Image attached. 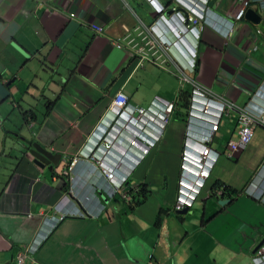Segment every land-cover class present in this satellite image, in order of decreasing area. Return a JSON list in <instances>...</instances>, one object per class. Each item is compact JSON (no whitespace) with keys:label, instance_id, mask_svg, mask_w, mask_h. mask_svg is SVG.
Returning <instances> with one entry per match:
<instances>
[{"label":"crops","instance_id":"crops-1","mask_svg":"<svg viewBox=\"0 0 264 264\" xmlns=\"http://www.w3.org/2000/svg\"><path fill=\"white\" fill-rule=\"evenodd\" d=\"M244 1L212 0L211 10L231 19ZM171 4L0 0V264H20L19 255H24L23 264H264L254 255L264 238V200L247 193L255 176L264 174V128L255 130L245 151L220 157L189 210L174 208L185 111H176L162 141L136 168H128L134 157L115 145L116 172L131 171L138 192L147 185L148 193L142 189L136 195L138 203L107 193L102 198L93 185L83 186L93 177L80 158L82 150L119 91L134 107L150 108L156 97L175 102L181 94L177 98L179 84L173 83L182 66L228 100L255 102L253 93L264 81L263 21L239 22L230 39L209 26L198 40L195 73L189 69L197 35L186 36L184 51L172 46L159 53V63L144 60L138 68L140 57L128 43L115 46L130 35L140 45L157 37L149 28L164 8L172 10ZM256 5L264 13V0ZM92 24L104 32L96 33ZM166 30L171 32L169 23ZM190 89L183 87L186 93ZM237 124L235 113L224 118L213 148L224 153ZM122 128L118 124L111 133L117 143L129 138L119 133ZM36 159L44 168L34 164ZM71 163H76L74 170L65 175ZM217 182L238 192L224 196L230 200L224 207L217 197L207 196ZM72 194L80 195L79 202ZM66 212L70 215L34 250L35 238L48 229L46 221Z\"/></svg>","mask_w":264,"mask_h":264},{"label":"built area","instance_id":"built-area-1","mask_svg":"<svg viewBox=\"0 0 264 264\" xmlns=\"http://www.w3.org/2000/svg\"><path fill=\"white\" fill-rule=\"evenodd\" d=\"M260 0H245L242 7L239 9L235 16H230L232 20L240 22L244 19L246 11L253 4L255 9L260 8L256 5V2ZM176 12V22L180 26L173 30H176V34L181 39L184 35L192 34L199 37L208 27L212 25L207 20L209 14V7H201L193 2V7L190 6V12H179L177 7L173 8ZM159 24V21L157 22ZM157 24L152 25L149 28L150 31H158ZM237 24L231 23L224 32L226 39H230L236 29ZM92 28L96 33H103L104 28L99 24H92ZM149 31V32H150ZM186 32V33H185ZM147 40V37L143 39ZM131 46L132 51L135 53V57L139 60L138 68L144 60H150L154 63H159V53L162 50H169L174 44L181 45L177 40L175 43L171 42L170 37L163 32H157V37L153 40H147L146 44L140 45L135 39H131L130 36H126L123 42H116L115 46L122 48L125 44ZM153 56V59L151 58ZM195 59L191 65L190 70H195ZM163 65V63H160ZM178 68L176 77L181 83L180 91L184 85H190L189 95V107L187 113L186 130L184 134V140L181 150V162H180V177L177 199L175 203V209L181 210L183 208H190L200 196L206 182L210 179L214 167L219 161L222 153L213 148V143L216 134L221 129V123L224 118L231 117L232 114L237 116V128L235 130V138H231L227 142L226 150L224 154L228 157H234L237 153L245 151L255 136V130L257 128H264V81L259 86V89L253 93L252 99L255 102L249 105H240L231 100L226 99L224 96L217 94L210 87L198 82L191 78L185 70ZM261 100H260V99ZM258 104H256L257 102ZM176 110V103L167 101L161 97H156L150 108L134 107L129 102V97L123 92L116 93L110 107L108 114L113 116L116 121L121 120L118 124H122L124 130L128 135L132 136V144H137L139 138H143V130L145 127L138 125L139 122L143 125H150L155 129L158 135V142L162 141L166 127L171 123L172 115ZM123 120H127V123ZM157 130V131H156ZM144 139V138H143ZM151 143L150 141H147ZM144 152H148L145 150ZM103 154H93L92 160L102 170V173L106 175L110 180L113 178V169L107 166L105 163V157ZM111 159L107 158L106 160ZM264 174H258L251 182L249 186L248 194L254 196L257 199L264 197ZM121 186L117 185L110 194L120 192ZM222 190H218L216 195L221 196ZM121 196L126 201H131L132 197L129 194V190L125 189L121 192ZM56 222L49 224L45 233H39L34 240L33 249L36 250L39 245L45 241L51 234L52 230L59 222V218ZM258 258L264 259V246L258 252ZM19 263H24V255H19Z\"/></svg>","mask_w":264,"mask_h":264},{"label":"clouds","instance_id":"clouds-1","mask_svg":"<svg viewBox=\"0 0 264 264\" xmlns=\"http://www.w3.org/2000/svg\"><path fill=\"white\" fill-rule=\"evenodd\" d=\"M169 2H172V4L174 5L172 7V10L169 11L171 12V15L170 16H166L165 13H168V7L164 8L163 10L165 11V13L161 14L160 17L157 19V22L159 21V24H157L158 26V31L157 32H168L169 33V37H170V40L171 42L175 43L177 40L182 43L183 40H185L186 36H188L189 34H186L184 35V38L180 40V38L178 37V35L176 34V30H173L174 29V26H176V28L179 26L176 22V12L174 11V7H177L178 11L179 12H182V13H187V12H190V9L189 7L192 6L193 7V2L196 3L197 5L201 6V7H209V14L207 15V20L210 21L212 23V25H208V27H212V28H215L219 31L220 34H222L224 36V32L225 30L228 29V27L231 26V23H235V24H238L239 22H236L234 19L232 20L231 19H227V18H222L220 17L219 15H215V13L211 10V3H212V0H168ZM171 4V5H172ZM251 9H255L254 8V5L252 4L250 6ZM249 9V8H248ZM247 9V10H248ZM259 9V8H258ZM258 9H255L258 11ZM247 12V11H246ZM259 13V11H258ZM261 18H262V21L264 22V13L260 14ZM217 20H215V19ZM245 20V17L242 21L240 22H243ZM164 21V22H163ZM220 23H219V22ZM261 21V22H262ZM169 23V28H170V31H164V29L167 28V24ZM261 24V23H260ZM221 25H226V27L224 26H221ZM237 26V25H236ZM161 27H163V29H161ZM180 27V26H179ZM207 27V28H208ZM237 29V28H236ZM235 29V30H236ZM259 32H261L259 30ZM204 33V32H203ZM202 33V34H203ZM201 34V35H202ZM167 35V34H166ZM201 35L199 37H197L195 39V45H194V50H192L190 52L191 54V61L193 63V59H195V70L192 71V72H196L197 71V64H198V60L196 59L198 57V40L200 39ZM194 36V35H193ZM168 37V35H167ZM225 37V36H224ZM173 38V39H172ZM226 38V37H225ZM185 42V41H184ZM186 44V43H184ZM175 45H178V44H174L173 46ZM182 51H184V45L181 44V45H178ZM255 49H257V47H255ZM191 63V65H192ZM181 66V65H180ZM181 68L183 70H185L182 66ZM190 70V69H189ZM191 71V70H190ZM186 72V70H185ZM189 75V74H188ZM190 76V75H189ZM192 78V77H191ZM184 87V86H183ZM183 87H182V91H180V94H182L184 92L183 90ZM191 90V89H190ZM189 94H190V91H189ZM154 101V100H153ZM171 102V101H170ZM110 107V106H109ZM109 107L106 109V112H105V115L104 117H102L100 119V122H99V125L97 126L96 130H95V133L92 137H90V139L88 140L87 144L85 145L84 149L82 150V154L80 157L82 159V161L85 163L86 167H89L90 169L88 170L89 173L91 174V178L90 180H87L85 182V180L83 181V183L85 182V184L83 186H88V185H93L94 187H96V189H98L99 191V195L101 194L102 195V198H106L105 197V193H107V195L114 199V198H117V199H120L128 204L131 205V203L133 202V195H135L136 193H138V190L136 189V187H132L131 185V182H130V176H131V171H126V172H116L117 168L115 169L113 167L115 161H116V157L118 155V152L115 148V145L122 151L123 154L125 155H130V156H133L134 157V160L132 162H130L128 164V168L129 167H133L135 166L138 167L139 164H141L145 159L146 157L149 155V153L154 150L161 141L158 142V135L157 133L155 132V129L148 125H143L142 126V123L139 122V126L140 128L141 127H145L143 132L144 134L142 135L143 138H139L137 140V144H132V141L134 139H131L132 136L129 135V138L123 143H117V141L115 140L114 141V138L111 137V133L112 131H115L117 130L118 128V123L119 122H122V119L121 120H118L116 121L115 119H113V116L109 115L108 114V110H109ZM186 113V121H187V113H188V110ZM175 114V112H174ZM173 114V115H174ZM172 115V117H173ZM172 119V118H171ZM127 123V120H123ZM116 133V132H115ZM120 134L122 133H125L127 134L124 130H120L119 132ZM119 135V134H116V136ZM128 135V134H127ZM147 141H150L151 143H148ZM108 145H110V148L108 147ZM215 149V148H214ZM145 150H148V152H144ZM216 150V149H215ZM103 154L102 156L105 157V163L107 166H110L112 167L113 169V178L110 180L106 175H104L102 173V170L99 166H97V164H95L92 160V155L93 154H96V155H99V154ZM221 154V153H220ZM224 153H222L223 155ZM221 155V156H222ZM225 155V154H224ZM107 158H111V159H108L106 160ZM220 159V158H219ZM75 164L76 163H71L70 165H67L65 168H64V174L65 175H69L71 172H73L74 170V167H75ZM263 173V171L261 172V174ZM258 175V174H257ZM256 177V176H255ZM211 178V177H210ZM99 179L102 180V183L103 185H99ZM254 180V179H253ZM252 180V181H253ZM71 181H73L72 183V188L74 189L76 186H77V183H75L74 179H72ZM208 182V181H207ZM206 182V183H207ZM117 185L121 186V191L114 194L113 196L110 194V192L113 190V188H115ZM178 185H179V182H178ZM251 185V183H250ZM249 185V186H250ZM264 185V183H263ZM206 186V184H205ZM249 186L247 188V190H249ZM179 188V186H178ZM205 188V187H204ZM203 188V190H204ZM125 189H128L129 190V194L131 195L132 197V200L131 201H126V199H124L122 196H121V192L124 191ZM203 190L201 192V194L203 193ZM218 190H222V189H218ZM216 190L213 195L212 191L209 190L207 192V196L209 194V196H215L217 197L218 199L220 198H224V194H222L221 196H218L216 195V192L218 191ZM223 191V190H222ZM248 193V191H247ZM177 194H178V189H177ZM201 194L200 196L198 197V199L195 201V203L193 204V206L197 203L198 200H200L201 198ZM79 202V198H80V195L77 197L75 194H72ZM250 195V194H248ZM264 195V194H263ZM208 196V197H209ZM252 198H254L256 201H261V200H264V197L260 200V199H257L255 198L254 196L250 195ZM176 199H177V196H176ZM176 203V201H175ZM175 206V205H174ZM192 206V207H193ZM190 207V208H192ZM175 208V207H174ZM190 208H183L181 210H189ZM180 211V210H178ZM68 215H70L68 212L66 213H62L61 215V218L60 217H56V216H51L47 221L46 223L49 225L53 222H56L57 218H59V222L61 221V219L67 217ZM84 215V214H82ZM81 215V216H82ZM58 222V223H59ZM57 223V225H58ZM56 225V226H57ZM264 246V244H263ZM262 246V247H263ZM261 247V248H262ZM259 248V250L261 249ZM259 250L254 253V255H258V252Z\"/></svg>","mask_w":264,"mask_h":264},{"label":"trees","instance_id":"trees-1","mask_svg":"<svg viewBox=\"0 0 264 264\" xmlns=\"http://www.w3.org/2000/svg\"><path fill=\"white\" fill-rule=\"evenodd\" d=\"M189 93H186V92H183L182 94H181V96H180V103L178 104V106L181 108V109H183V111H185V112H187V110H188V107H189ZM177 106V103H176V110H175V113H176V111H180V109H179V107ZM181 112V111H180ZM182 116H184L185 117V119H186V116L183 114ZM184 119V120H185ZM46 150V149H45ZM147 185H143V186H140V188H141V191L140 192H138V193H136L135 195H133V199L135 200V203H138V202H136V200H137V197H136V195H138V194H140L141 192H142V189H144V187H146ZM218 189H222L223 190V194L224 195H236L238 192L236 191V190H234V189H232L231 187H229L228 185H226V184H224V183H221V182H217L216 184H215V186L213 187V190H212V193H213V195L215 194L214 192L216 191V190H218ZM144 190H146V193H148V191H147V189H144ZM133 203H134V201H133Z\"/></svg>","mask_w":264,"mask_h":264},{"label":"water","instance_id":"water-1","mask_svg":"<svg viewBox=\"0 0 264 264\" xmlns=\"http://www.w3.org/2000/svg\"><path fill=\"white\" fill-rule=\"evenodd\" d=\"M170 13L171 12H168L166 13V16H170ZM245 20L255 24V25H260L261 21H262V18L260 16V14L258 13L257 10L255 9H251L249 8L246 12V15H245ZM34 164L41 167V168H44L45 164L42 163L39 159H36L34 160ZM230 202V200H226L224 198H220L219 199V202H218V205L221 206V207H224L226 204H228ZM264 244V238L260 241V243L256 246L255 250H254V253H256L259 248H261Z\"/></svg>","mask_w":264,"mask_h":264},{"label":"rangeland","instance_id":"rangeland-1","mask_svg":"<svg viewBox=\"0 0 264 264\" xmlns=\"http://www.w3.org/2000/svg\"><path fill=\"white\" fill-rule=\"evenodd\" d=\"M175 83H178V84H179V88H175V90L177 91V95H178L177 98H178V97H179V94H180L181 83L178 82V81H174L173 85H174ZM173 85H172V86H173ZM174 103H177V106H178V104L180 103V97H179L178 100L175 101ZM178 107H179V106H178ZM179 109H180L181 112H183V109H181L180 107H179ZM174 123H175V124H174ZM174 123H173L174 125H180V124H181V122H177V121H175ZM228 137H229V136H228ZM254 137H255V136H254ZM255 138H256V137H255ZM255 138H254V139H255ZM254 139H253V140H254ZM224 141H226V140H224ZM227 142H228V141H227ZM11 176H13V174H10V175H9V178H10ZM254 249H255V248H254ZM253 256H254V255H253Z\"/></svg>","mask_w":264,"mask_h":264}]
</instances>
